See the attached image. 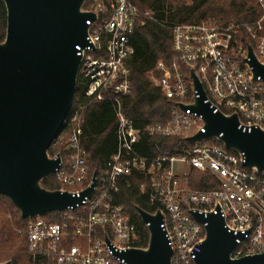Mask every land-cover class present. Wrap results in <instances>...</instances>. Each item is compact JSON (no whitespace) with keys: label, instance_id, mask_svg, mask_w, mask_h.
Wrapping results in <instances>:
<instances>
[{"label":"built area","instance_id":"1","mask_svg":"<svg viewBox=\"0 0 264 264\" xmlns=\"http://www.w3.org/2000/svg\"><path fill=\"white\" fill-rule=\"evenodd\" d=\"M85 1L81 10L94 13L95 20L87 21L88 44L77 46L81 56L79 83L85 97L115 105L117 147L97 174L92 194L81 205L57 212L56 222L42 215L28 218L24 234L33 262L50 259L55 264H126L115 253L134 247L138 234L132 217L116 202V195L120 184L132 175L148 181L139 184L141 192L148 187L153 210L146 212L163 214L161 227L172 248L171 264H195L200 253L205 224L195 220L191 210L216 213L218 207L225 227L239 235L231 258L264 253V172L245 167L243 155L227 151L217 137L189 141L194 133L205 132L202 116L178 106L191 104L198 97L190 76L193 69L205 91L204 102L214 108V113L236 114L238 128L244 131L253 127L264 130V80L260 76L254 79L245 61L250 45L264 64V0H256L259 16L246 26L247 45L237 39L234 25L211 21L170 25L173 56L168 64L162 60L156 63L162 75L155 83L173 101L171 118L142 128L123 114L119 100L131 93V35L140 12L130 0H89V9L83 8ZM154 15L152 10L143 13L151 20H156ZM70 120H76L75 110ZM81 134L80 127L72 129L66 146L67 164L61 159L53 173L63 186L60 190L76 196L91 183L90 179L82 189L69 190L83 185L87 177ZM145 137L176 138L177 142L171 151L155 143V153L151 154L141 147ZM209 139L222 146L209 143ZM175 163L210 173L218 187L191 190L189 170L179 173ZM143 225L148 230L149 223Z\"/></svg>","mask_w":264,"mask_h":264},{"label":"water","instance_id":"2","mask_svg":"<svg viewBox=\"0 0 264 264\" xmlns=\"http://www.w3.org/2000/svg\"><path fill=\"white\" fill-rule=\"evenodd\" d=\"M6 9V34L0 43V195L7 197L22 218L63 212L81 205L96 186L97 172L79 196L66 190H47L41 180L55 172L59 154L48 148L67 121L75 98L81 62L77 46L88 42L87 21L92 12L82 11L84 0H2ZM247 64L253 78L264 80V64L247 47ZM198 97L183 110L202 116L205 132L187 139L201 142L217 137L222 144L243 155V165L264 172V130L238 128L236 114L225 116L205 103V91L190 70ZM143 223H149L146 248L130 247L115 254L126 264H171L172 248L161 227L163 214L136 207ZM190 214L205 224V237L195 264H264V253L231 258L236 238L228 231L218 207L216 213ZM106 243L110 244L106 239ZM1 264H11L9 261Z\"/></svg>","mask_w":264,"mask_h":264},{"label":"trees","instance_id":"3","mask_svg":"<svg viewBox=\"0 0 264 264\" xmlns=\"http://www.w3.org/2000/svg\"><path fill=\"white\" fill-rule=\"evenodd\" d=\"M140 12L137 17L131 45L133 54L130 59L131 93L120 97L121 109L125 116L131 119L136 127L150 124H162L171 118L173 101L161 92L155 79L162 73L157 70L156 63L160 60L168 64L173 56L170 25L173 23H192L211 21L227 26L234 25L237 39L242 45L249 44L246 26L254 22L258 16L256 0H130ZM89 0L83 8L89 9ZM155 11L156 20H151L143 13ZM6 9L0 0V43L6 34ZM79 82L77 78L76 87ZM76 120L66 121L57 137L48 148V155H60L67 164L68 138L74 127H80L82 134L80 145L86 152L87 177L83 185L69 188L82 189L92 178L94 171L99 174L107 160L116 151L117 141L115 128L117 124L115 105L110 101H95L84 96L75 108ZM209 143L222 146L214 139ZM141 147L144 152L155 153L154 145L163 150L173 148L176 138L145 137ZM234 152L232 149H226ZM146 182L143 177L132 175L127 182L120 184L116 202L122 205L136 224L138 237L133 245L146 248L149 242L148 230L140 220L136 207L144 211H152V205L144 192L139 190V184ZM47 190L60 189L63 186L56 176L51 174L40 182ZM188 185L191 190L211 191L218 187V182L208 172L201 173L191 168L188 173ZM52 222L59 221V213L53 212L42 215ZM28 218L21 217L19 210L5 196L0 195V264L9 261L11 264H55L50 259L33 262L27 250V240L24 228ZM20 231V232H18Z\"/></svg>","mask_w":264,"mask_h":264},{"label":"rangeland","instance_id":"4","mask_svg":"<svg viewBox=\"0 0 264 264\" xmlns=\"http://www.w3.org/2000/svg\"><path fill=\"white\" fill-rule=\"evenodd\" d=\"M81 74V69L78 72V77H80ZM82 87L81 84L78 82L76 90H75V98H74V103L72 106V110L69 114V116L72 114V112L75 110V108L78 106L81 97H82ZM68 116V118H69ZM174 168L177 172L182 173V172H187L189 170V166L186 164H181V163H175Z\"/></svg>","mask_w":264,"mask_h":264}]
</instances>
